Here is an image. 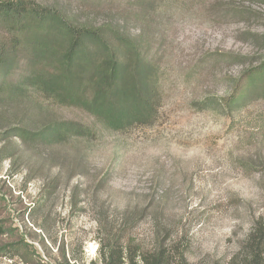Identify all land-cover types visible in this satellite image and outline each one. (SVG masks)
I'll list each match as a JSON object with an SVG mask.
<instances>
[{
  "label": "rangeland",
  "instance_id": "obj_1",
  "mask_svg": "<svg viewBox=\"0 0 264 264\" xmlns=\"http://www.w3.org/2000/svg\"><path fill=\"white\" fill-rule=\"evenodd\" d=\"M138 1L63 7L151 37L148 55L161 65L153 122L115 130L81 107L45 102L83 134L0 144V224L19 229L45 261L58 264L64 247L89 264L99 237L122 235L145 247L173 238L192 262H223L264 225V88L240 100L264 53V0H157L144 20ZM16 252L0 264H25Z\"/></svg>",
  "mask_w": 264,
  "mask_h": 264
},
{
  "label": "trees",
  "instance_id": "obj_2",
  "mask_svg": "<svg viewBox=\"0 0 264 264\" xmlns=\"http://www.w3.org/2000/svg\"><path fill=\"white\" fill-rule=\"evenodd\" d=\"M156 3L139 0L138 18L144 20ZM151 42L119 21L76 17L63 0H0V144L17 140L34 148L83 134L45 102L81 107L115 130L151 124L161 98V65L148 55ZM251 65L240 100L264 88V53ZM18 230L0 224V256L14 259L19 250L25 264H55L37 257ZM58 258V264H79L64 247ZM89 264H264V225L257 222L223 262H192L173 238L145 247L117 235L99 237L98 256Z\"/></svg>",
  "mask_w": 264,
  "mask_h": 264
}]
</instances>
